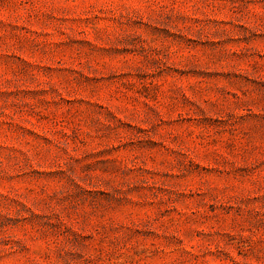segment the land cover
Wrapping results in <instances>:
<instances>
[{
    "label": "rangeland",
    "instance_id": "obj_1",
    "mask_svg": "<svg viewBox=\"0 0 264 264\" xmlns=\"http://www.w3.org/2000/svg\"><path fill=\"white\" fill-rule=\"evenodd\" d=\"M0 264H264V0H0Z\"/></svg>",
    "mask_w": 264,
    "mask_h": 264
}]
</instances>
